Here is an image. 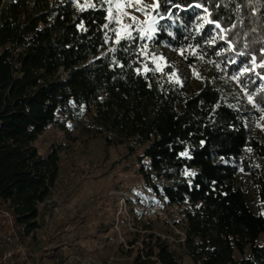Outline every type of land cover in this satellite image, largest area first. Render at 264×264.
<instances>
[{"label": "trees", "instance_id": "trees-1", "mask_svg": "<svg viewBox=\"0 0 264 264\" xmlns=\"http://www.w3.org/2000/svg\"><path fill=\"white\" fill-rule=\"evenodd\" d=\"M146 5L150 35L115 18L114 0H0V229L9 228L8 209L34 253L30 235L62 149L36 143L89 111L107 144L137 154L152 194L146 207L164 200L163 219L186 233L183 241L163 237L127 197L122 221L130 216L136 229L127 240L135 264H264V130L251 123L264 109V0ZM149 45L175 53L197 84L161 85L141 70ZM231 81L255 109L239 103ZM243 173L255 180L257 200L240 186Z\"/></svg>", "mask_w": 264, "mask_h": 264}, {"label": "rangeland", "instance_id": "rangeland-1", "mask_svg": "<svg viewBox=\"0 0 264 264\" xmlns=\"http://www.w3.org/2000/svg\"><path fill=\"white\" fill-rule=\"evenodd\" d=\"M141 1L114 0L117 13L113 16L129 28L150 35L149 27L154 21L140 6ZM145 1L151 6L157 3V0ZM141 70L152 71L161 85L174 83L192 87L197 84L187 63L168 48L153 51L149 45L142 55ZM231 82L238 90L239 103L247 109H255L248 104L238 85ZM251 123L254 130L262 134L264 109L254 114ZM52 143L62 144L60 173L51 195L41 204L40 227L35 233L34 253L44 264H73V255L111 259V264H135L137 248L127 245V240L134 237L136 229L130 216L127 224L122 221L127 211V197L134 200L133 206L140 219H150L154 230L165 236L174 235V228L164 217L146 213V201L152 194L138 172L137 154L128 153L127 143L107 144L104 134L96 131L91 112L84 111L80 119L69 122L65 129L50 127L36 144L46 152ZM143 149L144 146H139L137 152ZM239 184L251 198L258 199L252 177L243 173ZM116 207L118 210L114 214ZM59 246L64 261L54 257Z\"/></svg>", "mask_w": 264, "mask_h": 264}, {"label": "built area", "instance_id": "built-area-1", "mask_svg": "<svg viewBox=\"0 0 264 264\" xmlns=\"http://www.w3.org/2000/svg\"><path fill=\"white\" fill-rule=\"evenodd\" d=\"M43 204V203H41ZM166 204L164 200H157L146 207V213L149 216H160L169 220L166 212ZM1 214L4 217L7 225V231L0 229V264H44L43 261L37 257L36 253L31 252L23 243L18 230L14 226V220L11 212L8 209H1ZM174 228V235H163V237L170 238L173 241H183L186 238V233L171 224ZM35 233H31L30 238ZM73 264L80 262L81 264H111L112 260H97L92 255L81 257V255L72 256Z\"/></svg>", "mask_w": 264, "mask_h": 264}, {"label": "snow or ice", "instance_id": "snow-or-ice-1", "mask_svg": "<svg viewBox=\"0 0 264 264\" xmlns=\"http://www.w3.org/2000/svg\"><path fill=\"white\" fill-rule=\"evenodd\" d=\"M129 6H132V5H129ZM118 7H119V6H118ZM145 7H152V6H147V5H146ZM138 10H139V9H138ZM132 19L135 20L136 18H135V17H132ZM262 66H264V65H262ZM249 101L252 102V97H251V96H249ZM185 155H186V153H185Z\"/></svg>", "mask_w": 264, "mask_h": 264}, {"label": "water", "instance_id": "water-1", "mask_svg": "<svg viewBox=\"0 0 264 264\" xmlns=\"http://www.w3.org/2000/svg\"><path fill=\"white\" fill-rule=\"evenodd\" d=\"M150 48H151L153 51H158V50L161 49L160 46H156V47L150 46Z\"/></svg>", "mask_w": 264, "mask_h": 264}]
</instances>
